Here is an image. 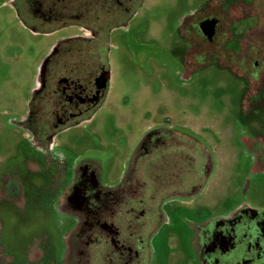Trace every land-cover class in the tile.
I'll use <instances>...</instances> for the list:
<instances>
[{"label": "flooded vegetation", "instance_id": "obj_1", "mask_svg": "<svg viewBox=\"0 0 264 264\" xmlns=\"http://www.w3.org/2000/svg\"><path fill=\"white\" fill-rule=\"evenodd\" d=\"M78 1L76 6L67 0H26L28 8L18 5L17 10L25 23L36 16L39 24L26 25L47 34L43 24L80 26L82 15L98 5L97 0ZM144 1L105 0L108 32ZM195 5L178 28L173 53L187 71L214 66L239 81L240 117L247 122L256 110H264V0H200ZM88 21L94 24H82L81 35L58 42L42 59L26 113L13 122L22 130L17 142L22 161L2 181L0 207L6 204L15 217L26 218L35 215L33 205L44 201L66 214L65 264H92L90 253L104 264H150L151 237L167 224L163 208L176 200L191 201L202 191L212 174V158L189 134L154 128L138 140L120 183L105 187L92 160L68 161L55 154L74 149L72 132L89 127L109 95L110 61L97 51L104 44L97 28L101 21ZM188 174L190 179H181ZM195 231L193 251L187 254L194 264H264V209L240 205L226 217L200 222ZM0 253L3 263L18 264L3 249Z\"/></svg>", "mask_w": 264, "mask_h": 264}, {"label": "rangeland", "instance_id": "obj_2", "mask_svg": "<svg viewBox=\"0 0 264 264\" xmlns=\"http://www.w3.org/2000/svg\"><path fill=\"white\" fill-rule=\"evenodd\" d=\"M72 1L67 5H80ZM97 1V7L82 15L80 26L57 29L61 23L40 22L49 31L43 34L26 25L39 24L36 16H28L26 23L21 19L17 7L28 8L26 0H0V186L22 161L17 146L22 130L13 122L26 113L42 59L58 42L81 35L82 24L99 18L104 44L97 51L110 61L109 95L94 122L72 132L74 149L55 154L68 161L92 160L100 168L102 185L113 187L125 176L130 156L146 132L169 128L196 139L212 158V174L193 200H176L163 208L167 224L151 237L155 241L150 263L194 264L187 254L193 251L200 222L226 217L240 205L264 209V110L242 122L239 81L214 66L187 71L174 55L178 28L200 0H145L130 18L116 20L112 32L106 28L104 2ZM4 206L0 249L8 258L18 264H52L51 256L53 264H65V222L70 220L66 214L44 201L31 207L35 215L28 218L15 217ZM33 237L37 243L31 246ZM90 256L92 264H104ZM2 259L0 253V264H5Z\"/></svg>", "mask_w": 264, "mask_h": 264}, {"label": "trees", "instance_id": "obj_3", "mask_svg": "<svg viewBox=\"0 0 264 264\" xmlns=\"http://www.w3.org/2000/svg\"><path fill=\"white\" fill-rule=\"evenodd\" d=\"M97 2H98V1H97ZM103 2H105V0L102 1V4H103ZM99 3H100V2H99ZM102 4H101V5H102ZM96 7H97V6H96ZM99 17H100V16H99Z\"/></svg>", "mask_w": 264, "mask_h": 264}]
</instances>
